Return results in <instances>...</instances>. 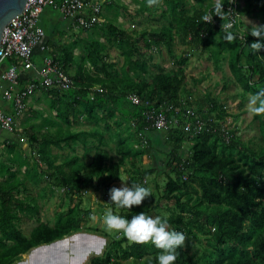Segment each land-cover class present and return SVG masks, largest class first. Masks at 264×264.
<instances>
[{"label":"trees","instance_id":"trees-1","mask_svg":"<svg viewBox=\"0 0 264 264\" xmlns=\"http://www.w3.org/2000/svg\"><path fill=\"white\" fill-rule=\"evenodd\" d=\"M232 1L235 22L231 31L236 39L230 43L224 40L221 28L228 23L227 17L221 21L214 16L211 24L202 20L216 0H197L200 7L192 10L187 0H162L154 7L147 6L146 0H131L138 4L134 16L151 11L159 13L156 18L162 23L139 31L109 23L101 32L104 41L98 38L100 24L83 29L73 23L70 27L78 32L65 40L67 25L52 27L60 23L53 17L59 0L44 9L42 21L51 24L40 25L47 38L45 56L52 58L73 85L40 88L47 99L46 109L34 115L33 122L30 118L27 127L16 129L26 136L27 153L35 159L15 144L5 145L15 159L12 164L25 169L23 179L11 180L15 173H10L11 181L5 182L15 184L0 188V264H14L35 247L83 230L110 239L102 255L91 257L86 264H157L160 250L153 245L134 244L121 233L110 237L89 225L93 212L83 208L84 194L110 189L109 183L120 181L122 168L129 174L130 186L148 187L144 180L154 176V188L148 187L151 197L140 206L128 210L110 205L113 213L131 220L141 212L150 216L151 210L165 209L159 216L168 220L170 230L187 237V247L178 250L175 264H264V116L253 117L260 136L256 150L222 128L231 136L227 143L221 129L207 130L208 122L205 130L197 131L194 124L188 131L184 129L186 119L194 121L184 117L186 107H196L190 111L204 121L207 113L214 114L219 123L227 116L224 105L210 93L199 102L193 98L201 80H191L194 86L187 87L186 68L193 52L207 54L215 69L226 63L242 99L264 89V49L253 53L250 44L256 38L240 29L243 16L257 18L264 25V0H241L242 7L239 0ZM229 6V2L223 5L225 12ZM175 42L187 48L180 55L174 53ZM162 47L172 59L168 69L153 62L154 50ZM111 49L122 58L119 66L111 61ZM132 95L138 97V104L130 101ZM206 101L208 106H204ZM159 114L166 115L170 129L153 125L151 117ZM175 119L179 124L172 126ZM110 122L119 131L125 126L128 138L113 132ZM83 125L87 129L78 128ZM112 143L115 156L110 154ZM79 146L84 150L81 155ZM89 152L93 154L87 159ZM146 155L151 157L147 168L141 164ZM159 178L164 180L162 190ZM24 182L33 183L35 195L22 186L25 200L14 198ZM60 191L59 211L52 222L41 221L43 206L38 201ZM161 201L165 205L161 206ZM23 221L35 223L27 236L20 226Z\"/></svg>","mask_w":264,"mask_h":264},{"label":"rangeland","instance_id":"rangeland-1","mask_svg":"<svg viewBox=\"0 0 264 264\" xmlns=\"http://www.w3.org/2000/svg\"><path fill=\"white\" fill-rule=\"evenodd\" d=\"M90 1L95 3V4L100 5L99 18H100L101 28L97 29V32L99 34L98 38L100 41L105 40V37L102 36L101 32H102V29H104L105 25L109 24V23L115 24L116 26L122 25L124 28H127L129 30H137V31H139L141 28H144V26H146L148 29H150L152 27L160 26V24L162 23L161 20L158 21L156 18V17H159V13L151 14L152 13L151 11H147L143 14L142 17L134 16L133 13H135L134 11L138 8V5L132 3L131 1H128V0H90ZM222 2H225L223 4V5H225L227 0H222ZM239 6L240 7L243 6V2L241 0H239ZM187 7L192 10V9L199 8L200 6H199V3L197 2V0H187ZM102 8L104 11H102ZM124 8H126V11L124 10ZM45 10H49V8L45 7ZM101 12H102V14H101ZM155 12H157V11H155ZM53 14H54L53 15L54 19L56 21L60 22L57 25L52 24L53 29H56L61 24H63V26L66 25V20L63 19L61 13L54 12ZM100 14L102 15V17ZM43 15H41V17L39 19V25H46V23L44 21H42ZM153 19L156 20L157 22H155ZM50 25L51 24L46 25V26H50ZM253 25H261V24L257 18H254L251 16H243L242 17V24L240 26L241 31L248 33V32H250V29ZM67 29L68 28L66 26L64 28V39L65 40H69V36L71 34L76 35L78 32V30L74 31L73 28L71 29V31L67 30ZM186 49L187 48L185 46H182L181 43H179V42H175V44L173 46V50H174V53L176 55H180ZM187 52H188V50H187ZM110 54H111V59L113 60V62H116V65L119 66L118 64L122 63V58L119 56L118 51L115 49H111ZM153 62L156 63L157 65L161 66V67H165L166 69L170 68L173 64L171 57L169 56L167 50L164 47H162L161 49H155L154 50ZM186 77H187V81H186L187 84L186 85L188 88H191L192 86H194V82L191 80L197 79V80L202 81L201 84L199 85L198 89L195 91V93L193 95V98L197 97V100H196L197 102H199V98H201L206 92H208V93H210V95L213 98L218 99L222 103V105H224L223 110L225 111L227 116L224 118L222 123H219L218 120H216V118L214 117V114L210 115L209 113H207L208 118H205V117H202V118H205L206 120H208V123L211 127H218L222 124H226L227 127L230 129V131H233V133L237 136V138H239L241 140V143H244L245 145H247V147H250V148H253L256 150L258 143H259V140H260L259 139V132H258V122L256 120H254V118L248 114L249 95H247V94L244 95L243 99L240 96H238L240 93H242L241 89L239 87H237L235 85V83L233 82V80L229 74L228 67H227L226 63H222L218 69H215L213 62L210 59H208L207 54H202V55L197 56L196 52H193L192 55L189 57V64L186 68ZM204 103H206L204 106H208V104H209L208 101H206ZM36 107L37 108L42 107V105H36L34 103V104H32L31 109L37 110ZM192 109H196V107H194V108L186 107L185 110L190 111ZM34 114H35V112H28V115L26 113V115L23 116V118H22V119H25L23 121L26 122L28 120L29 116L30 115L34 116ZM110 124H111V128H112L113 132L118 131V132H120V134L123 138H128L129 133H126L125 126L119 131L116 129V127L111 122H110ZM17 125L18 124L15 122V128H14L15 131L14 132H16V133H14V135H15V137L18 136V138L15 142L16 148L25 149L27 157H29V158L33 157L32 159H35L34 155L31 152L27 153L28 152V142H27L26 136L21 134L19 131H18L19 133L16 131V129H20V127H18V128L16 127ZM78 128L79 129H87V126L83 125V126H80ZM12 138H13V132H8L5 130L1 132V135H0V154L1 153H7V148L5 146L4 140L5 139H12ZM114 147H115V143H112L110 145V148H111L110 154L112 156H115V153L113 151ZM134 147H137V146H134ZM185 149H187V148H185ZM53 151L55 153L57 150L54 149ZM83 151L84 150L82 149V146H79L77 149L78 154L81 155L83 153ZM30 154H32V156H30ZM92 154H93V152L87 153L86 158L89 159L92 156ZM4 159H6V158L0 157V166L1 165L6 166V170L9 169V164L12 166H15L17 171L15 172V175L13 177H20V176L23 177V173L21 172L22 170L21 169L18 170L19 168H17L16 163L12 164V162L15 161L14 157H9L6 160H4ZM141 164L143 165V167L144 166H146V168L149 167V164H151V157L146 155ZM123 167H128V166H123ZM121 171H122V174L120 177V181L109 183L108 186L110 189L113 187H117V188L121 187L122 182L130 187L129 174L124 171V168H122ZM152 179H154V176L150 177L149 179L144 180V183L149 188H154L153 182H151V181H153ZM162 179L163 178L158 179L160 190H162L163 184H164V180H162ZM47 189H48V187H47ZM110 189L102 190L100 188L98 191H94V190L87 191L84 194V198H83V208L84 209H90L93 212L89 218V220H90L89 225L90 226L93 225V226L97 227L98 229H100L101 233H103V234L106 233V234L110 235V237H113L114 235H117L120 233H117L114 231H107L104 223L102 225L100 224L101 223L100 220H103L104 213L108 210L109 207H111L107 201V199H109V190ZM46 194L48 195V192H46ZM53 197H51L49 199V201H47V204L44 206V209L42 210V214H40L41 219L43 221L48 220V219L52 220L55 213L57 211H59L58 209L60 208V204H61L59 197H62L61 191L59 193H56ZM160 204H161V206L165 205L163 201H161ZM61 206L62 207L65 206V199H63ZM164 211H165V209L161 208L160 211L151 210L149 212V214H150V216L155 217V216H159ZM95 212H96V214H95ZM93 217H95V219L92 220ZM28 225H30V224L24 223L22 226L25 227V229H28V227H27ZM82 232L87 233L85 230L80 231V232H78L80 234H77L74 236L75 240H73V241L70 240L69 242H67V245L65 244V242L63 245L61 244L62 248L65 246L64 249H62V250L63 251L66 250V252H68V253L70 252L71 248H73V250L75 252L81 251L78 254H74V253L72 254L73 255L72 258L69 259L70 264H74V261L76 259L79 260L82 258L81 256H84L87 254H89V256L86 258V263L91 257L101 256L102 253L104 252V250L106 249L107 245H108V241L110 240L109 238L107 239L106 237H104L100 233H93V234L100 236L102 238L104 237L100 241H95V240H99V239H96L95 237L91 238L89 236L82 235L81 234ZM82 237H85L87 242H82V240H78V238L82 239ZM185 245H186V243H185ZM56 246H59V245H56ZM66 247H67V249H66ZM185 247H187V246H185ZM80 248H81V250H79ZM86 248H87V250H85ZM196 248H197L196 245L193 247L191 246L190 251L192 252ZM52 249H54V248L52 247Z\"/></svg>","mask_w":264,"mask_h":264},{"label":"built area","instance_id":"built-area-1","mask_svg":"<svg viewBox=\"0 0 264 264\" xmlns=\"http://www.w3.org/2000/svg\"><path fill=\"white\" fill-rule=\"evenodd\" d=\"M55 0H27L23 11L13 18L3 29L0 39V64L4 60H13L1 75V79L6 83V87L0 84V96L8 101L13 100V112L15 116H20L26 107V101L40 88L57 87L59 89H67L73 85L72 79L63 72V70L52 60L51 57H45L42 61V66L37 68L32 62L33 51L37 46H41V50H45L42 46L45 38L44 31L38 25L39 18L45 7L52 5ZM233 1L226 9L232 13L227 16L228 23L234 24L235 16L233 14ZM57 11L61 13L64 20L75 28L90 29L100 24L99 12L100 5L85 0H59ZM214 20H212L213 22ZM34 71L36 79L26 85L22 90L17 91L12 97L14 88L18 85L19 77L23 71ZM132 103L138 104L137 96L129 97ZM12 114H6L0 109V128L8 132L15 131V119ZM185 118L194 119L193 122L186 119L184 129L188 131L194 124L197 131L205 130L206 122L197 115L194 111H188ZM148 119V118H147ZM153 125L157 129H170L168 126L167 117L164 114L151 117ZM172 126L178 125L176 119L171 120ZM220 126L218 128L208 126L207 130L221 131L223 138L229 142L231 136L225 132ZM227 129V128H226ZM228 130V129H227ZM229 131V130H228ZM200 133V132H199Z\"/></svg>","mask_w":264,"mask_h":264},{"label":"clouds","instance_id":"clouds-1","mask_svg":"<svg viewBox=\"0 0 264 264\" xmlns=\"http://www.w3.org/2000/svg\"><path fill=\"white\" fill-rule=\"evenodd\" d=\"M227 2L231 3L232 0H227ZM146 3L147 6L154 7L161 5L162 0H146ZM224 3L225 2H222V0H216L213 9L202 16L203 22L211 24L214 16L219 17L222 21L227 16L231 15L232 13L224 11ZM221 28L225 31V41L230 43L236 39V36L231 31L233 28L231 22L223 25L221 24ZM250 35L256 38V42L250 44L253 53L260 52L264 49V25H253L250 29ZM248 114L251 117L264 116V89L249 95ZM220 126H225L230 132L226 124ZM192 136L193 135H190V137ZM149 197H151V190L148 187L140 184H131L129 187L122 182L121 187H113L109 190L108 204L114 205L118 209L129 210L133 206H140L142 202ZM93 219H95V217H93ZM103 223L107 231L121 233L134 244H151L156 249L160 250L159 255L156 257L157 264H175L178 250L185 246L187 240L183 232L170 230L167 219H162L161 216H148L144 212L133 215L131 220H129L122 216L115 215L112 208L109 207L104 213ZM103 238L100 237L99 239Z\"/></svg>","mask_w":264,"mask_h":264},{"label":"crops","instance_id":"crops-1","mask_svg":"<svg viewBox=\"0 0 264 264\" xmlns=\"http://www.w3.org/2000/svg\"><path fill=\"white\" fill-rule=\"evenodd\" d=\"M85 1H90V0H85ZM128 1H131V0H128ZM139 1V3L141 2V1H143V0H138ZM91 2V1H90ZM93 3V2H92ZM134 4H137V3H134ZM138 5V4H137ZM102 11H104L103 10V8H102ZM43 13V12H42ZM101 14H102V12H101ZM42 15V14H41ZM51 16L50 14H47V16ZM41 17V16H40ZM40 19V18H39ZM38 25H39V21H38ZM66 25H67V30H71L72 29V27H70L71 26V23H69L68 21H66ZM40 26V25H39ZM43 30V29H42ZM45 35V34H44ZM46 36H45V38L43 39V42H42V46H44V44L46 43ZM110 53V52H109ZM110 56H111V54H110ZM45 57H47V56H45V50H41V46H37L35 49H34V51H33V55H32V62H33V64H34V66L35 67H37V68H40L41 66H42V61H43V58H45ZM111 61H113L112 59H111ZM10 65V61L9 60H4L1 64H0V84H2V86L3 87H6V83L5 82H3L2 81V79H1V75L3 74V72L5 71V69L8 67ZM36 77V75H35V72L34 71H31V70H28V71H23L22 73H21V75H20V77H19V82H18V85L14 88V92H13V95H12V97L15 95V93L17 92V91H20V90H22L26 85H28V84H30L31 82H33L32 80L33 79H36L35 78ZM51 98V97H50ZM50 98H48V99H50ZM47 99H45L44 98V96H43V94H42V92H40V90L39 91H37V92H35L31 97H29L28 98V100L26 101V107H25V111L20 115V116H15V113L13 112V100H12V98L10 99V100H8V101H6V100H4V99H2L1 98V96H0V109H2V111L4 112V113H6V114H12L13 116H15L14 117V119H15V122L18 124L16 127L18 128V127H21L22 125H24V126H26L27 127V125H28V122L29 121H31L32 120V122H33V116L32 115H30L29 116V118H28V120L31 118V120H27L26 122L25 121H23V120H25V119H22L23 118V116H25L26 115V113H27V115H28V112H35V114L34 115H37L40 111H43L44 109H46V105H47ZM36 104V105H42V107H36L37 108V110H32L31 108H32V104ZM55 113H53V115H54ZM20 117V118H19ZM19 118V119H18ZM37 120V119H36ZM40 120V119H39ZM38 121V120H37ZM22 124V125H21ZM2 131H4V130H2L1 128H0V135H1V132ZM18 132V131H17ZM258 132H259V130H258ZM14 133H16V132H13V138L12 139H5L4 140V143H5V145L6 144H15V142H16V140H17V138H18V136H16L15 137V135H14ZM19 133V132H18ZM259 139H260V136H259ZM0 157L1 158H9V157H11V154L7 151V153H1L0 154ZM6 159H4V160H6ZM24 169L25 168H22L21 170V172L23 173L24 172ZM7 170H9L8 172H7ZM6 170V166H0V188L1 189H5V187L7 186V185H14L15 183H8L9 181H11V180H15V181H19V180H21V179H23V177L22 176H20V177H12L11 178V180L10 179H8V176H9V174L11 173V174H14L16 171H17V169L15 168V166H12V165H10L9 164V169H7ZM9 180V181H7V184H6V180ZM22 186H25L26 187V190L27 191H29L30 193L32 192V194L31 195H35V191H36V189H35V186L33 185V183H30V182H24V184L22 183L21 184V187H19L20 188V192L18 191V193L15 195V197L14 198H18V199H20V200H25V193L24 192H21V189H23V190H25V188L24 187H22ZM48 188H50V187H48ZM14 191V190H13ZM20 193V194H19ZM19 194V195H18ZM49 199L50 198H45V200H43V201H41V200H39L38 201V204L39 205H42L43 206V209H44V206L47 204V201H49ZM2 207V199L0 198V208ZM40 214H42V210L40 211ZM40 218H41V215H40ZM53 218H54V216H53ZM49 220V219H48ZM53 220V219H52ZM52 220H50L51 222H52ZM41 221H43L42 219H41ZM46 221V220H45ZM44 222V221H43ZM24 223H28V224H30V225H28L27 227H28V229H25V227H23L22 225L24 224ZM27 225V224H26ZM81 225H82V223H81ZM21 229H22V232H23V234L24 235H29V233L31 232V229L35 226V223L34 222H32V223H30V222H25V221H23L22 223H21ZM77 234H80V233H75V234H73V235H70V236H67V237H64L63 239H61V240H58V241H56V242H53V243H51V244H47V245H41V246H38V247H35V248H33V249H31L28 253H26L25 255H23L22 256V258L21 259H19V260H17L14 264H70V262H69V259L70 258H72V254L74 253V254H78V253H80V252H75L74 250H73V248H71V250H70V252L68 253V252H66V250H62V249H64V247L62 248L61 247V244L63 245L64 244V242H65V244L67 245V242H69L70 240L71 241H73V240H75V238H74V236L75 235H77ZM82 235H86V236H89V237H91L92 238V236L93 237H95L96 239H99L100 238V236H97V235H94V234H89V233H81ZM102 238V237H101ZM89 239V238H88ZM78 240H82V242H87V240H86V238L85 237H82V239H80V238H78ZM86 240V241H85ZM101 239H99V240H95V241H100ZM94 241V242H95ZM56 245H59V246H56ZM54 248V249H52V247ZM76 246V245H75ZM66 249H67V247H66ZM79 250H81V248L79 249ZM85 250H87V248L85 249ZM84 250V251H85ZM56 253V254H55ZM91 253V252H90ZM89 256V254H87V255H84V256H81L82 258L81 259H76L75 261H74V264H85L86 263V258Z\"/></svg>","mask_w":264,"mask_h":264},{"label":"water","instance_id":"water-1","mask_svg":"<svg viewBox=\"0 0 264 264\" xmlns=\"http://www.w3.org/2000/svg\"><path fill=\"white\" fill-rule=\"evenodd\" d=\"M26 1L0 0V39L6 25L23 11Z\"/></svg>","mask_w":264,"mask_h":264}]
</instances>
